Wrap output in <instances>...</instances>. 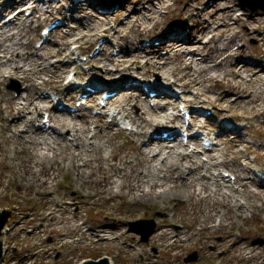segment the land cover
Listing matches in <instances>:
<instances>
[{
  "label": "bare ground",
  "instance_id": "6f19581e",
  "mask_svg": "<svg viewBox=\"0 0 264 264\" xmlns=\"http://www.w3.org/2000/svg\"><path fill=\"white\" fill-rule=\"evenodd\" d=\"M120 1L119 6H111L106 0H81L70 7L80 15L76 19L63 13L65 3L57 6L60 0H0V85L12 79L24 85L18 97L5 89L0 92V165L5 170L0 178L14 177L9 184L19 196L28 188L53 200L57 177L72 170L79 188L77 200L93 205L107 200L113 208L125 204L123 218L116 211L111 214L115 224L97 230L88 229L80 211L69 216L64 207L72 206L68 200L75 199L68 196L57 199L61 201L49 214L51 226L61 231L66 223L82 237L89 234L98 243L120 244L129 254L125 264H181L192 249L209 255L223 251L224 258L264 264V249L247 245L241 228V222L251 217L264 222V64L259 61L264 59V15L237 13L231 0ZM112 8L125 11V20L111 22L106 10ZM87 9L105 14L96 17ZM29 12L31 16L25 18ZM175 17L186 19L189 26L173 29L174 22L168 20ZM56 21L60 27L50 35L64 32L60 40L37 48L36 42L43 40L36 39L37 29ZM170 31L173 41L167 36ZM250 38L258 44H247ZM104 39L107 43L97 56L89 58L91 66L84 65L88 72L62 62L70 56L80 61L82 53ZM155 39L158 46L143 44ZM110 40L117 44L118 58L111 55ZM71 44L75 50L67 53ZM96 67L103 74L93 78ZM135 67L142 71L135 72ZM64 73H69L67 80L69 75L74 78L61 85ZM155 74L159 77L153 79ZM146 87L156 94L154 100L145 94ZM88 93L89 106L100 107L99 98L106 93L114 96L96 116L79 118L60 108L79 103V97ZM150 102L154 107L148 106ZM201 104L204 107L195 109L191 124L197 136L214 143L206 160L201 155L209 150L194 132L188 133L193 150L181 140L185 114L181 118L180 108L189 111ZM209 109L215 117L206 121L200 114ZM122 123L132 127L128 134L120 128ZM124 135L127 145L120 146L118 139ZM66 191L77 190L67 187ZM146 208L161 214L154 218L157 230L149 244L132 243L138 236L127 230L128 225L145 220ZM177 225L182 229L177 230ZM20 229L13 227L11 233ZM217 237L221 242L215 241ZM123 239L131 242L122 243ZM154 250L158 255L151 253ZM103 259L112 264L111 258ZM91 262L99 261L80 264ZM218 263L223 260L212 264Z\"/></svg>",
  "mask_w": 264,
  "mask_h": 264
},
{
  "label": "rangeland",
  "instance_id": "374dc122",
  "mask_svg": "<svg viewBox=\"0 0 264 264\" xmlns=\"http://www.w3.org/2000/svg\"><path fill=\"white\" fill-rule=\"evenodd\" d=\"M31 1V0H29ZM49 1V0H48ZM62 1L57 6L63 5L62 11L64 14H67L68 16H76V13L71 11L70 7L72 4L79 3L81 0H60ZM123 1V0H122ZM234 2L236 7L238 8V12L245 11V12H259L264 15L262 10L259 8H254V4L245 6L238 0H231ZM35 2V1H32ZM107 3H109L111 6H119L121 4L120 0H106ZM40 7H44L45 4H38ZM183 5H181L182 7ZM20 7H16L11 10V13L17 12ZM70 9V10H69ZM118 10H106L110 14V18L113 20L111 22H116L117 20H125V15L127 14L125 11L118 13ZM87 13L92 14L96 17H102L105 13L103 10L98 9V11L94 10H86ZM8 14V15H10ZM31 13H26L25 18H29V15ZM7 15V16H8ZM118 15V16H116ZM116 16V17H115ZM80 18V15L76 16V19ZM6 19V18H5ZM110 19V20H111ZM4 20V18H3ZM2 20V21H3ZM116 20V21H114ZM79 20H75L74 23L78 22ZM170 23L174 22V25L172 26L174 28L178 27H184L189 26V22L185 20H179L177 17H175L173 20H168ZM59 23V21H57ZM74 26V24H73ZM33 28H37V24L33 25ZM49 28V27H48ZM186 28V27H185ZM46 27H39L37 29L36 33V39L40 40L42 37V32L45 30ZM180 30V29H179ZM241 31H247V28L241 27ZM187 31H189V28H187ZM64 34V32L60 33ZM54 33V36L51 38H47L49 41L54 40H60L59 35ZM167 36L170 40H174L173 34H171V31L167 33ZM173 37V38H172ZM42 40V39H41ZM46 40V39H44ZM43 41V40H42ZM107 41V40H106ZM104 40L99 41L97 48H93L88 52H84L80 58L81 61H79L78 64H84V61H86V65L91 66L89 63V58L93 57L97 51H99V48L107 43ZM110 46L113 50V53H111L112 56L118 58L119 49L117 47V44L114 42V40H110ZM144 45H159L160 42L155 39L153 41H145L143 43ZM247 44L250 46H256L258 42L250 38L247 41ZM37 48L40 47V41H37L36 44ZM243 43H239V46H242ZM54 47V46H51ZM76 45H70L69 48L66 50L67 53H70V51L75 50ZM86 49L87 46H84ZM117 50V51H116ZM72 56L69 58H63L62 62L65 66L73 68L74 63H72ZM97 65H102V57L99 56ZM74 60H78L76 57ZM52 61V60H51ZM264 64V59L259 60ZM257 61V62H259ZM54 63V61H52ZM73 65V66H72ZM76 66V65H75ZM80 67V71L87 72L89 71V68ZM109 69H112L113 66L107 65ZM91 69V68H90ZM135 72L140 73L142 70L140 67L134 68ZM93 78L98 77L97 74H103V70L99 67L94 68L93 70ZM69 73H64L63 78L60 79L61 85L66 84L69 80H67ZM70 77V75H69ZM159 77L157 74L153 75L152 78ZM51 76H45V79H49ZM90 77H88L89 79ZM80 79H78L79 81ZM24 85H22L21 82H19L16 79L9 80L6 84L0 85V92L5 89L6 91H11L14 93L15 97H18L22 91H23ZM147 92L145 93L147 96L150 95L153 92L149 91V88H145ZM137 93V92H136ZM47 97V96H46ZM190 97V96H187ZM154 100V99H153ZM152 100V101H153ZM80 102V101H79ZM80 103L77 101L74 102L72 105L67 106V110L76 109ZM65 104L60 105L61 108H63ZM155 105V103H148V106L151 108ZM180 105V104H179ZM66 106V105H65ZM199 106L204 107L203 104L201 105H192V108L190 111H192V114H195V109H197ZM95 109L89 110V107H87L85 110V107L80 110L79 113H77V116L79 118L85 117V115H92L96 116L98 114V109L96 106H94ZM210 111H207L206 113L200 114L201 117L204 118V120L208 121L207 118L213 119L215 117V112L212 109H209ZM212 110V111H211ZM170 111H174L171 110ZM182 116V115H181ZM42 117V116H41ZM235 124L234 122H231ZM91 131L94 130V127L90 128ZM119 130V127H115V131L113 133H117ZM125 134H128V131H124ZM160 137V136H157ZM127 137L124 135L122 137H119L118 143L120 146H126L127 145ZM200 143H202V140H199ZM2 140L0 137V145H2ZM170 144V143H169ZM10 156V153L8 154ZM201 158L206 160V156L201 155ZM5 171L4 168L0 165V174ZM60 172V171H59ZM227 175V174H225ZM10 174H7L6 177L3 179L0 178V189L3 192L2 197H0V213L4 211L10 212V220L7 223L6 229H8V234L5 236V243H6V250L7 256L3 263L0 264H80L85 260H93V261H101L102 258L108 257L111 258L112 264H125L127 261V258L129 257L128 252L126 249H120V244H112V243H98L96 240H93L91 236H81L77 232H75L73 229H70L66 223L63 224V231L62 228L55 226L52 227L51 217L49 216L51 210L53 209V204L57 205L56 202H59L60 199L64 196H68L70 198H73L75 200H68V202L72 203V206L64 207L66 211L69 212V216H73L76 214L77 211H80V213L87 219L88 221V229L97 230L99 227H109V225L115 224V221L112 220L111 214H114L116 211H118V216L123 218L125 216V212L127 210V206L125 204H118L116 208L112 207V204L108 203L107 200L101 202L98 205H93L89 202V200H77V192H79V188H75V176L74 172L72 170L69 171H61L59 176L57 177L56 183L58 186H55V190L57 192V195H53V200H45V195L33 193L32 190L26 188L23 193L19 196L18 190L13 184H9L13 180H15L14 177L10 176ZM232 178V177H231ZM232 180L235 181L234 177ZM67 187H71V189H76L77 191H66ZM92 196L94 195L91 191ZM66 201L63 200V203ZM74 203V204H73ZM104 203V204H103ZM146 212L147 218L145 220H140L135 223H131L128 225L127 230L130 231V233H133L134 235L138 236L134 239H132V243H143V244H149L151 241V238L154 236L152 235L147 242H143V236L140 231H138V225H136L139 222L142 221H148L152 222L150 225H144L140 229L143 232L150 231L152 227H154V231L157 230V224L154 220V218H161V214L157 212L155 209L152 208H146L143 210V213ZM61 214V212H60ZM57 214V215H60ZM108 216V217H107ZM264 216V215H263ZM57 216H54L55 219ZM152 217V218H151ZM58 221V219H57ZM128 224L121 223L120 226H124ZM19 226L21 227L20 231H17L16 233H11V230L13 227ZM241 228L243 237L247 238L246 244L249 246H258L260 249H264V222H256L254 218H250L248 222H241ZM177 230L182 229V225L176 226ZM62 232V233H61ZM154 232V233H155ZM238 232V231H235ZM63 235V236H61ZM67 236V239L63 241L64 237ZM82 242H76V241ZM131 241L128 239H123L122 243L129 244ZM216 242H221L220 238L215 239ZM209 251H211V248H209ZM154 255H158L157 250L151 252ZM196 255V259H190L191 256ZM210 256V257H209ZM223 260V264H256L255 261H246V260H240L234 258H224V252L221 251L217 254H207L199 250L192 249L189 253L184 254L181 264H212L213 262H216L217 260ZM138 260H143V257L138 256ZM219 264V263H218Z\"/></svg>",
  "mask_w": 264,
  "mask_h": 264
},
{
  "label": "water",
  "instance_id": "95a60500",
  "mask_svg": "<svg viewBox=\"0 0 264 264\" xmlns=\"http://www.w3.org/2000/svg\"><path fill=\"white\" fill-rule=\"evenodd\" d=\"M239 2H241L243 5L245 4V6L248 7V5L250 6L251 4H254V8H259L260 10H262L264 12V0H238ZM10 212L8 211H4L2 213H0V238L3 236V230L6 227L9 219H10ZM152 224V222H148V221H142L137 223L136 225H138V227H143L144 225H150ZM140 228H138V231L141 232L142 236H143V242H147L149 240V238L154 234V227H152V229L150 231H146L143 232ZM4 259V250H3V242L0 240V262H2ZM190 259H196V255L191 256ZM87 264H110L108 260L103 259L99 262H91V263H87Z\"/></svg>",
  "mask_w": 264,
  "mask_h": 264
}]
</instances>
